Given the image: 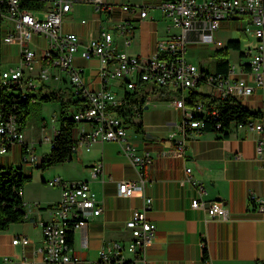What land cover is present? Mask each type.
<instances>
[{
    "label": "built area",
    "instance_id": "obj_1",
    "mask_svg": "<svg viewBox=\"0 0 264 264\" xmlns=\"http://www.w3.org/2000/svg\"><path fill=\"white\" fill-rule=\"evenodd\" d=\"M24 1L0 0V61L5 59V53H15V64L6 70L0 68V88H4L7 93L11 90L34 93L38 76L49 81L58 78L57 71L65 72L73 95L85 98L83 108L70 106L69 113L77 123L90 126L88 130H79L74 149L84 146L89 150L94 142L115 141L124 145V151L140 169L152 162V155L148 151L139 153L136 146L127 140L128 118H138L146 100L132 98L126 93L117 95L109 86L113 81H121L126 92L137 90L138 83L177 89L208 85L213 95L232 96L241 102L264 84V0H155L154 3L85 0L94 5L95 11L104 20H109L106 24L100 23L98 32L85 41L76 32L61 30L64 15L70 13L75 0H35L45 2V8L27 7ZM150 7L159 8L171 24L179 28V32L159 40L149 56L140 57L120 48L115 34L121 37L125 45H130L136 28L133 16L152 18ZM118 10L129 13L131 17H117ZM80 21L84 23L86 19L81 18ZM224 26L252 35L254 45H249L242 54L239 53L237 66L229 64L227 72L212 71L202 64L194 63L187 55L194 48L193 43L212 44L217 49L226 46L227 43L215 37L216 31ZM43 40L46 41L45 45L41 44ZM77 54L83 58H99L100 88L91 89L86 85L84 67L74 62ZM236 67L248 73L249 78L237 75ZM36 69L39 70L37 74L34 72ZM175 105L183 111L180 129L185 136L189 129L202 130V117L211 120L219 118V111L209 110L203 102L188 105L181 98L175 101ZM56 119L54 115L52 121ZM45 125L43 121L42 126ZM234 125L259 133L256 156L264 162V113L246 122H234ZM221 126V122L216 121L215 127ZM57 132L58 128L53 127L51 138L45 136V139H50L51 147ZM16 146L20 148L23 169L28 164L36 167L38 157L30 151L25 139V126L17 113L0 109V159ZM184 152L185 140L182 139L177 141L175 153L183 155ZM186 171L190 172L191 167H187ZM101 172L102 164L97 161L91 168L92 177H99ZM47 183L60 188V198L45 206L49 217L38 222L41 241L35 242L26 234L14 235L12 244L21 245L23 254L17 259L6 256L8 263L147 264L146 249L157 238V224L146 214L151 197H146L144 207L134 209L125 221L128 231L126 240L106 241L99 248L97 258L85 259L74 253L69 237L80 231L83 244H87L88 221L90 217L101 213V202L88 180H67L56 175L48 179ZM141 184L122 180L118 187L119 193L131 196L140 189ZM200 190L203 191L204 187L200 186ZM249 200L253 208L264 209V189L261 194L250 192ZM191 206L205 207L211 216H224L226 213L224 205L217 200L206 203L194 197Z\"/></svg>",
    "mask_w": 264,
    "mask_h": 264
},
{
    "label": "crops",
    "instance_id": "obj_2",
    "mask_svg": "<svg viewBox=\"0 0 264 264\" xmlns=\"http://www.w3.org/2000/svg\"><path fill=\"white\" fill-rule=\"evenodd\" d=\"M149 13L152 18L133 16L136 28L130 45H125L121 37L115 34L120 48L140 57H147L155 50L159 40L179 32V28L173 26L159 8L150 7ZM117 17L131 15L118 10ZM81 18H85L86 22L82 23ZM103 18L95 11L92 3L75 0L70 13L64 15L61 30L76 32L85 41L98 32L100 23L109 22ZM234 30L230 26H224L216 31L215 37L227 43L234 39ZM249 45H254V38ZM193 47L211 53L217 49L215 45L203 42L193 43ZM74 62L84 67V82L89 88L101 87V62L98 57L83 58L77 54ZM262 70L264 77V62ZM38 71L36 69L34 72L37 74ZM235 72L249 78L248 73L241 71L239 67L235 68ZM57 74L58 78L49 81L38 76L37 88L57 90L69 87L66 73L57 71ZM109 86L119 96L125 93L121 81H113ZM202 86L204 85L195 89L211 92L208 85V90ZM137 88L143 90L144 93L141 91L139 98L145 99L146 104L141 115L133 120L142 123L143 131L136 130L134 126L133 130L127 129V140L136 146L139 153L148 151L152 155L150 164L140 169L132 163L123 144L97 141L92 143L89 150L84 146L78 147L70 159L49 166H53L54 176L60 175L67 180H88L102 205L101 213L89 218L86 228L87 244H83L80 231L74 233V253L85 259H95L104 242L113 239L126 240L128 231L125 221L134 209L144 207L146 197H151L146 214L157 224V238L146 249L147 264H264V209L253 208L249 200L250 192L261 194L264 189V162L257 158L255 149L259 133L247 127L232 126L226 136L214 130L197 129H189L185 136L180 129L183 111L176 107L175 101L185 98L189 89L164 87L162 94L165 97H159L158 91L152 92L154 90L150 84L138 83ZM52 102L57 104L60 111L59 102ZM242 102L246 107L264 113V84L251 95L244 97ZM89 128L86 123H78L76 135L79 130ZM146 133L152 136L148 137ZM182 139L185 140V152L177 155V141ZM12 150L18 151L19 156H3L0 159L2 166H16L21 163L20 148L16 146ZM97 161L102 164V172L99 177L94 178L91 168ZM187 167H191L190 172L186 171ZM24 171L32 174L28 167ZM44 172L45 170L41 177ZM48 179L42 181L47 182ZM122 180H131L138 184L143 180V184L133 195L125 196L119 193L118 188ZM29 185L31 191L23 190L26 220L12 223L5 230L10 235L7 253L16 259L22 256L23 248L21 245L12 244V237L26 234L35 242H40L42 236L38 222L49 217L45 206L60 198L58 186L52 185L55 194L49 195L44 192V185L38 179L32 177ZM200 186L204 187L203 191ZM194 197H199L206 203L213 200L221 202L226 208L225 215L211 216L205 207H192L191 201ZM12 226L17 227L12 229ZM2 232L4 230L0 231V236Z\"/></svg>",
    "mask_w": 264,
    "mask_h": 264
},
{
    "label": "trees",
    "instance_id": "obj_3",
    "mask_svg": "<svg viewBox=\"0 0 264 264\" xmlns=\"http://www.w3.org/2000/svg\"><path fill=\"white\" fill-rule=\"evenodd\" d=\"M24 5L32 8H45L46 3L26 0L24 1ZM230 48L240 49V41L231 39L227 42L225 47L218 48L211 54L216 59L215 68L217 71L227 72L229 69L230 63L228 60V53ZM239 53L242 54L243 50H239ZM163 91L164 87L160 86L159 97H165V95L162 94ZM136 92V90L133 92L125 91L128 96H135ZM32 97H35L33 93H22L19 90H11L7 93L4 88H0V109L4 112H16L20 122L25 126L29 112V100ZM144 97H146V94ZM41 98L44 101H58L60 104V111L57 116L58 132L53 140V146L50 152L41 158L36 165V167L45 169L50 165L64 162L72 157L75 150L74 143L76 141L78 123L73 115L69 113V109L70 106L83 108L85 106V98L75 97L70 86L57 90H50L49 92L41 94ZM184 99L188 105L203 102L209 110L217 109L219 111V118L211 120L202 117L204 126L201 131L214 130L223 136L228 135L231 127L235 126L234 122H246L247 119L262 114L261 110L250 109L235 97H217L211 92L207 93L196 90L195 88H190ZM197 116L201 117V115ZM128 120L136 130L143 131L140 121L131 118H128ZM216 121L221 122V128L215 127ZM31 177V173H26L21 164L16 166H2L0 164V231L8 229L12 223L26 220L27 211L23 198V185L27 180H30ZM20 190H22V192H20ZM73 238L74 234L72 233L69 237L70 244H73ZM204 257H206V252H204Z\"/></svg>",
    "mask_w": 264,
    "mask_h": 264
},
{
    "label": "rangeland",
    "instance_id": "obj_4",
    "mask_svg": "<svg viewBox=\"0 0 264 264\" xmlns=\"http://www.w3.org/2000/svg\"><path fill=\"white\" fill-rule=\"evenodd\" d=\"M232 36L234 39H237L240 41V49L230 48L228 53V60L230 64H234L237 66L238 60H239V50H244L246 47L251 44V41L253 39L252 35L250 34H242L239 32V30H234L232 33ZM46 41H41V44L45 45ZM9 54V55H8ZM211 51L201 50L197 48H192L187 52V55L190 57V59L196 63V64H202L203 66L209 68L210 70L214 71L216 70L215 64L216 59L213 55H211ZM12 56V57H11ZM5 59L1 61L0 68L2 70H6L10 65L15 64L14 58L15 53L13 52L11 55L10 53L4 54ZM60 71H58L59 73ZM58 84V83H56ZM152 86V89L154 91L152 92H159V85L156 84H150ZM203 89L208 90L207 85L202 86ZM51 89L48 87L43 88V90H40L36 88L34 90L35 97L30 98L29 100V112L26 119V125H25V139L27 140L29 144L30 151L33 152L38 157V160L43 158L47 153L50 152L51 142L50 139H45V136L47 135L49 138H51L53 134V127L54 125L58 124V120L55 122L52 121L53 116L56 117L59 115V108L57 104H53L52 101H44L41 98V94H44L46 92H49ZM137 92L135 93V97L139 98L141 96V89L137 88ZM129 118L133 119L132 116H129ZM45 121L46 125L45 127L42 126V122ZM127 129H132L133 126L130 124L127 126ZM9 151L6 155H15V157L19 156L18 151ZM75 152H73L74 154ZM30 154V153H29ZM27 167L29 170L32 171V177L34 179H38L39 182L44 185V192L48 193L49 195H54L55 191L53 190L52 185H49L47 182H43L42 179H48L50 176H54L53 169L46 167L45 169L32 166L31 164H28ZM49 169V170H47ZM44 172V176L41 177V173ZM31 177V179H32ZM30 180H27L23 185V190L26 189L31 191V185ZM31 189V190H30ZM24 191V194L25 192ZM26 196V194H25ZM31 202V201H30ZM17 226H12V229ZM12 231V230H11ZM12 240V239H11ZM10 242V235L8 232H2V235L0 236V264H9L5 257H11L9 253H7V249L9 247ZM12 242V241H11Z\"/></svg>",
    "mask_w": 264,
    "mask_h": 264
},
{
    "label": "water",
    "instance_id": "obj_5",
    "mask_svg": "<svg viewBox=\"0 0 264 264\" xmlns=\"http://www.w3.org/2000/svg\"><path fill=\"white\" fill-rule=\"evenodd\" d=\"M146 136H148V137H150V136H152L150 133H146Z\"/></svg>",
    "mask_w": 264,
    "mask_h": 264
},
{
    "label": "bare ground",
    "instance_id": "obj_6",
    "mask_svg": "<svg viewBox=\"0 0 264 264\" xmlns=\"http://www.w3.org/2000/svg\"><path fill=\"white\" fill-rule=\"evenodd\" d=\"M20 91V90H19ZM25 97V96H24ZM20 192H22V190H20Z\"/></svg>",
    "mask_w": 264,
    "mask_h": 264
}]
</instances>
